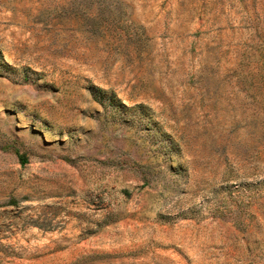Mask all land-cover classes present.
<instances>
[{
	"label": "rangeland",
	"instance_id": "obj_1",
	"mask_svg": "<svg viewBox=\"0 0 264 264\" xmlns=\"http://www.w3.org/2000/svg\"><path fill=\"white\" fill-rule=\"evenodd\" d=\"M0 264H264V0H0Z\"/></svg>",
	"mask_w": 264,
	"mask_h": 264
},
{
	"label": "trees",
	"instance_id": "obj_2",
	"mask_svg": "<svg viewBox=\"0 0 264 264\" xmlns=\"http://www.w3.org/2000/svg\"><path fill=\"white\" fill-rule=\"evenodd\" d=\"M21 161H22L23 163H27V162H28L27 159H26L25 157H21Z\"/></svg>",
	"mask_w": 264,
	"mask_h": 264
}]
</instances>
